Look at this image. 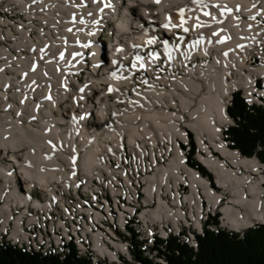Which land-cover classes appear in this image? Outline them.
Here are the masks:
<instances>
[{"label": "bare ground", "instance_id": "bare-ground-1", "mask_svg": "<svg viewBox=\"0 0 264 264\" xmlns=\"http://www.w3.org/2000/svg\"><path fill=\"white\" fill-rule=\"evenodd\" d=\"M0 1L1 7L13 1L35 20L19 28L9 43L19 54L3 49L0 58V87H13L0 90V189L7 190L2 212L14 207L52 217L66 185L62 159L55 156L66 147L78 152L66 139L79 138L81 130L86 141L99 145L81 154L87 185L71 180V197H64V204L80 197L82 205H97L104 187V159L128 165L159 148L158 138H170L177 160L150 175L151 181H166L169 189L187 180L188 198H197L198 209L205 210L204 201L208 208L220 209L228 231L264 224L261 162L241 155L223 137L234 92L241 91L244 98V89L251 93L256 79L264 77V68L254 67L249 59L264 44V0ZM184 8L188 19L182 25L192 39L168 56L169 71L160 73L146 61L145 73L135 74L141 61L128 66V53L144 49L156 29L142 25H156L160 19L179 24L176 13ZM108 21L114 25L108 29L112 37H107L104 59L98 38ZM89 49L92 59L85 58ZM93 60L104 64L94 68ZM82 74L87 77L79 83ZM109 84L116 87L114 93L106 92ZM187 129L195 132L203 152L198 160L222 190H213L208 179L184 166L176 142L187 140ZM124 136L128 139H121ZM169 173L174 175L172 184L165 180ZM111 178H119V171H111ZM224 194L229 201L221 204ZM123 196L124 187H117L111 204H121ZM136 203L146 204L145 187L136 188ZM156 216H149V223H156ZM199 216L198 228L203 225ZM33 227L35 220H26V228ZM1 244L30 253L15 238H0ZM96 261H104V254H96Z\"/></svg>", "mask_w": 264, "mask_h": 264}, {"label": "built area", "instance_id": "built-area-1", "mask_svg": "<svg viewBox=\"0 0 264 264\" xmlns=\"http://www.w3.org/2000/svg\"><path fill=\"white\" fill-rule=\"evenodd\" d=\"M27 15L28 12L21 10L13 1L8 7H1L0 1V58L4 53L3 49L12 51L10 54H19V51L12 48L9 43L18 36L16 32L20 31L19 28L23 29L28 23L35 22ZM261 27L264 29L263 20ZM255 49L257 54L254 53L255 55L249 59L255 61L254 67L264 68V44ZM5 88L2 86L0 90ZM8 88L13 89L7 85L6 89ZM243 94L245 99H252L256 101V105L264 106V77L256 79L251 93L244 89ZM231 104L232 101H229V106ZM228 124L234 125V119L230 117ZM189 138L188 135L187 140L178 138L176 143L180 146L184 166L196 171L187 161L191 151ZM57 139L63 142L61 137ZM121 139L128 138L124 136ZM66 140H72L79 151L75 153L66 147L59 151L60 155L55 156L62 159L61 166L66 177V185L65 194L57 199V208L52 212V217H45V213L35 210L14 207L2 212L1 207L6 199L7 190L0 189V238H15L25 243L30 253L55 255L61 259L74 250L76 256L87 260L88 264H142L134 256L135 237L138 247L150 259L158 264H169L159 249L165 250L166 240L171 236L179 238L181 243H187L197 250V236L203 233L204 225L211 230L224 229V226L206 224L197 227L198 214L203 224V220L207 218V210L197 208V198H188L191 187L187 180H181L176 186L171 185L169 189L166 187V181L164 183L151 181L150 175H155L161 168L171 167L177 160L174 149L176 144L170 138H158L159 148L147 152V156H142V160L133 161L128 165H112L109 159H104V187L101 197L97 198V205H82L80 197L71 198V204H64V197H71V180H78L79 185H87L88 176H85L80 168L81 154L85 149L99 145V142L86 141L88 139L82 135L81 130L79 138ZM133 140L136 141V138ZM20 163L22 164L21 160ZM262 165L264 167V163ZM111 171H119V178H111ZM179 172L181 173L180 170ZM173 176L171 173L166 176L168 184L173 183ZM117 187H124L122 203L111 204V197L115 196ZM138 187H145L146 204L136 203ZM149 216H156V223H149ZM26 220H35V227L26 228ZM142 232L145 238H142ZM158 240L161 242L158 243ZM101 249L104 252H100ZM96 254H104V261H96Z\"/></svg>", "mask_w": 264, "mask_h": 264}, {"label": "trees", "instance_id": "trees-1", "mask_svg": "<svg viewBox=\"0 0 264 264\" xmlns=\"http://www.w3.org/2000/svg\"><path fill=\"white\" fill-rule=\"evenodd\" d=\"M228 113L235 121V124L225 132L231 147L239 149L244 156L256 155L264 163V106L248 104L239 92L234 94ZM191 144L193 146V141ZM189 163L196 166L204 175L210 176L195 160H189ZM213 219L217 222V218ZM197 239V250L187 243H181L179 238L173 236L166 240L165 250L157 248L169 264H264V225L262 224H256L243 233L222 228L211 230L205 227ZM133 242L134 256L142 264H158L138 247L135 237ZM160 242L158 240V243ZM0 264H88V261L78 258L74 250L61 259L55 255L28 253L1 244Z\"/></svg>", "mask_w": 264, "mask_h": 264}, {"label": "rangeland", "instance_id": "rangeland-1", "mask_svg": "<svg viewBox=\"0 0 264 264\" xmlns=\"http://www.w3.org/2000/svg\"><path fill=\"white\" fill-rule=\"evenodd\" d=\"M113 26V24H112V22L110 23V25L108 24L107 26H105L104 28H103V30H104V32L106 33V35H107V33H108V29L109 28H111ZM109 36H110V33H109ZM112 37V36H111ZM103 38V39H102ZM102 40H104V41H107V37L106 36H104V37H101L100 36V41H102ZM89 51V50H88ZM256 61H257V59H256ZM253 62H255V61H253ZM162 64H164L163 62H161V63H159L156 67H155V69H157L160 73H163V72H168L169 71V64L167 65H162ZM87 68H90L89 66L87 67ZM168 68V69H167ZM80 79H79V83L80 82H82L83 80V78H86L87 76L85 75V74H82L81 76H78ZM76 83V84H75ZM74 83V85H75V87H77V89H78V82H75ZM81 85V84H80ZM79 85V86H80ZM234 93H239V91H235ZM94 97V96H93ZM245 100V99H244ZM227 126V125H226ZM225 126V127H226ZM224 130V135H225V132H226V128H224L223 129ZM187 135L190 137L189 138V141H193V146L191 147V151L189 152V154H188V160H195L197 163H199L201 166H203L204 168H205V170L207 171V173L210 175V176H208V175H204L202 172H201V174H203V176L207 179V177H208V179L209 180H211V185H212V187H213V189L214 190H216V191H219V190H222L216 183H215V181H214V176H213V174L203 165V164H201V162L198 160V154L199 153H201L202 151H201V149L199 148V144H198V141H197V138H196V134H195V132L194 131H192L191 129H187ZM203 153V152H202ZM258 160H259V158H258ZM261 162V161H260ZM263 162H261V167H262V169L264 168L263 167ZM191 165V164H190ZM191 166H193V165H191ZM194 167V166H193ZM196 167V166H195ZM194 167V168H195ZM196 170H197V168H195ZM198 171H199V169H198ZM260 171H261V168H260ZM262 173V172H261ZM259 174H260V172H259ZM190 187V186H189ZM229 201V197H228V195L227 194H224V197L221 199V204H225V203H227ZM204 206H205V210H207V218H205L204 220H203V225L204 224H206V225H212V226H217V227H222V226H225V227H227L223 222H222V212L220 211V209H211V207H209L208 208V204H207V201H204ZM217 218V222L213 219V218ZM262 225H264V224H262ZM205 226V225H204ZM208 226V227H209ZM248 229V228H247ZM244 230H246V229H244ZM234 232H243V230H241V231H234ZM142 238H145L144 237V233L142 232Z\"/></svg>", "mask_w": 264, "mask_h": 264}, {"label": "snow or ice", "instance_id": "snow-or-ice-1", "mask_svg": "<svg viewBox=\"0 0 264 264\" xmlns=\"http://www.w3.org/2000/svg\"><path fill=\"white\" fill-rule=\"evenodd\" d=\"M157 3H159V0H157ZM165 27H167V25H165ZM185 31H187V29H185ZM155 41L154 40H149L148 41V43H154ZM118 50H120V49H118ZM150 55H153L154 56V54H150ZM141 58L140 57H137V60H140ZM134 67H135V63H134V65H133ZM140 67L141 68H143L144 67V64L143 63H141L140 64ZM112 75H113V77H115V73H112ZM112 89H109V91H111Z\"/></svg>", "mask_w": 264, "mask_h": 264}, {"label": "water", "instance_id": "water-1", "mask_svg": "<svg viewBox=\"0 0 264 264\" xmlns=\"http://www.w3.org/2000/svg\"><path fill=\"white\" fill-rule=\"evenodd\" d=\"M258 158V157H257Z\"/></svg>", "mask_w": 264, "mask_h": 264}]
</instances>
